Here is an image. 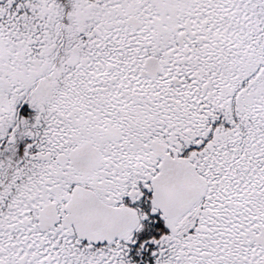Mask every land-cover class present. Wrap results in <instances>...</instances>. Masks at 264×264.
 <instances>
[{
  "label": "flooded vegetation",
  "instance_id": "1",
  "mask_svg": "<svg viewBox=\"0 0 264 264\" xmlns=\"http://www.w3.org/2000/svg\"><path fill=\"white\" fill-rule=\"evenodd\" d=\"M221 1L0 0V264H264V0L235 35ZM203 39L215 77L202 65L201 82L191 53ZM174 51L183 66L164 73ZM179 76V97L145 84L177 92ZM165 156L201 182L186 232L185 211L155 209ZM80 187L150 235L133 227L97 250L78 240L61 218Z\"/></svg>",
  "mask_w": 264,
  "mask_h": 264
},
{
  "label": "water",
  "instance_id": "2",
  "mask_svg": "<svg viewBox=\"0 0 264 264\" xmlns=\"http://www.w3.org/2000/svg\"><path fill=\"white\" fill-rule=\"evenodd\" d=\"M194 172L185 158L165 156L162 169L153 180L154 204L165 216L174 217L191 205L201 186ZM65 208L68 214L62 220L64 225L73 223L77 236L91 243L111 240L133 220L130 211L109 207L92 190L82 187L72 193ZM56 219L55 210L40 215L44 229Z\"/></svg>",
  "mask_w": 264,
  "mask_h": 264
},
{
  "label": "rangeland",
  "instance_id": "3",
  "mask_svg": "<svg viewBox=\"0 0 264 264\" xmlns=\"http://www.w3.org/2000/svg\"><path fill=\"white\" fill-rule=\"evenodd\" d=\"M249 1L250 0H231L232 4H225V2L223 0L221 1L220 10H223V8L226 9V6H228V5L232 6V8L228 10L230 13H232V16L227 14L230 17V19L227 21L228 24H229V27H230L229 28L230 33H233L235 35L236 33H239V32L240 33L247 32V30H245L244 26H245L246 23H248V21L250 22L249 17L251 15L249 16V12L252 9L251 3ZM246 2L248 4H246ZM223 12H222V14H223ZM207 14L209 15V6H206V10L203 11V16H204V18L207 17L206 19L209 18V16ZM209 24L210 23L208 21L206 28H208V31H209V34H210ZM255 26H256V29L259 28L258 22H256ZM213 40L214 39H203V41L200 43V46H199V48L203 46V50L200 49V51H202V52L194 51V53H191V59H193V63H191V69H192L193 74L195 73L196 77L199 78V79H201L200 75L202 74V65H203L204 72H206L208 70V68H210L211 72L209 74H212V75H210V77L211 78L215 77V74H214V70H215L214 69V63L212 61L213 56H212V54H210V52L211 53L213 52V48H212ZM173 53L174 54L170 58H167V59H165L163 57L161 58L162 63H164V65H165V68L163 69L164 73H165V71H167V69H169L167 63H173L177 68H178L179 65H180V67L183 66L182 61H181V54H179V56H177V55H175L176 54L175 51ZM6 65H7V61L5 59L2 60L1 57H0V66H4V67L0 68V71H2L3 74L6 73V71H7ZM209 65H212V66L209 67ZM199 72H200V74H199ZM1 78H4V77L0 75V79ZM148 79H149L148 77H145V84L147 83V84L153 85L155 87H158V90L156 91V94L158 93L161 96L163 94H165L166 96H169L170 94L176 93L178 97L180 96L179 93H180L181 90L176 92L172 88L171 89L167 88L168 90L166 91L167 85H163L162 84L163 80L165 78H161L160 77L156 81H155V79L151 80V81H153L151 83H148L149 82ZM201 82H203V79H201ZM132 88L133 87H129L130 92L133 91ZM195 91L196 90H194V93H195ZM146 93L148 94V92H146ZM180 98L182 99V101L184 100V96H182ZM2 154H3V156L5 158L8 157V155H9L8 151H6V150ZM134 200H136V198H134ZM199 206H201V204ZM199 206L198 205H196L195 207L192 206L193 207L192 209H189V211L185 210V212L182 213L183 215L182 214H181V216L179 215L180 217L178 218L177 224H179L180 226L183 227V230H182L183 232H186L189 229L187 227V225H191V224L195 223V219H197L195 217L196 216L195 214L197 212V208H199V211H200V207ZM147 212L149 214H151V209L148 210ZM149 214H147V215H149ZM147 215H146V217H147ZM150 216L152 217L151 219L154 220V217L152 215H150ZM133 218H134V216H133ZM148 218L149 217H147V219ZM142 226H143L144 230H142L140 233H141L142 236L144 235V237L147 238V236L150 235V231L146 228V223L144 225L139 224V226H137L136 217L133 219V221H131L128 224L126 232H124L122 234H125V238H126L130 234V229H132L133 227H138L139 228V227H142ZM147 226H148V223H147ZM144 237H143L142 240H144ZM226 237H229V234H227ZM229 239H230V237H229ZM111 250H113V248ZM177 252L179 253V251H177ZM89 253H93V252H89ZM105 254H108V253L105 251Z\"/></svg>",
  "mask_w": 264,
  "mask_h": 264
}]
</instances>
